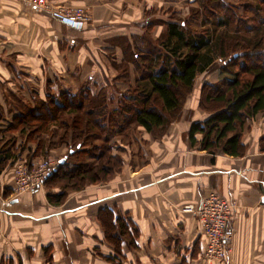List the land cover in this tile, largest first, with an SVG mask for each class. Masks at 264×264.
Here are the masks:
<instances>
[{
  "label": "crops",
  "instance_id": "0c3cea01",
  "mask_svg": "<svg viewBox=\"0 0 264 264\" xmlns=\"http://www.w3.org/2000/svg\"><path fill=\"white\" fill-rule=\"evenodd\" d=\"M50 1L47 9L31 0H0V86L25 84L31 73L40 72L41 77L45 60L53 64L48 66L53 75L61 63L76 61L77 68L96 67L100 71L92 74L106 82L112 68L109 55L117 45L123 48L118 46L117 55L131 50L135 57L129 58L130 64L137 70V51L150 48L144 22L168 21L167 37L174 24L161 15L170 12L176 0ZM61 6L85 8L93 17L91 24L62 18L55 12ZM162 30L158 28L156 36ZM145 77L131 82L143 86ZM206 117L198 106L185 108L158 141L141 128L148 147L141 166L133 167L124 157L113 178L69 192L59 206L49 203L51 193L45 187L14 194V172L7 168L0 173V264H264L263 115L243 131L239 156L211 153L200 142L191 143L192 123ZM197 138L201 140L200 135ZM210 193L234 205L228 226L232 249L223 263L203 259L207 244L203 224L182 212L185 205ZM117 218L132 223H126L130 234L111 235L121 240L120 251L106 233L118 225Z\"/></svg>",
  "mask_w": 264,
  "mask_h": 264
},
{
  "label": "trees",
  "instance_id": "16d2710c",
  "mask_svg": "<svg viewBox=\"0 0 264 264\" xmlns=\"http://www.w3.org/2000/svg\"><path fill=\"white\" fill-rule=\"evenodd\" d=\"M207 1L217 3L218 0ZM262 11L260 9L259 14ZM228 21L219 18L217 26L222 28L221 33L214 30L204 36L194 34L185 26V22H182L184 26L169 25L164 46L169 48L170 55L162 57L141 54V61L148 69L145 77L148 80L143 86L135 87L136 100L128 101L125 97L129 94L122 95L129 103L119 113L115 110L114 115L106 117L100 114L102 104L90 98L83 99L84 95L78 94H48L45 100L33 99L37 102L34 107L22 109L21 115L6 127L8 131L15 126L14 129L22 136L26 133L29 136L35 135L36 144L40 148L41 142H45L43 134H50L52 128H58L59 142L69 149L65 158L50 169V176L44 181L46 186L49 183L59 185L57 182H63L64 185V191L62 188L59 193L48 194L50 204H62L67 197L65 189L80 191L87 185L105 183L122 168L123 161L105 137L104 127L97 121V115L106 118L110 127L108 134L114 133L115 125L123 127L122 119L134 122L148 133L165 130L181 116L183 103L194 88L197 77L207 72L217 60L223 63L221 70H225L231 78H226L225 84L212 85L213 92L206 91L207 95L200 101V108L206 112L207 117L192 123L189 138L193 145L200 142L202 148L211 153L230 156L242 154L243 131L249 123L255 121L258 114L264 118V19L255 26H247L243 31L233 30V33L226 32L225 28L230 24ZM34 96L37 97L36 94ZM153 100L159 105L156 104L157 108L149 107ZM216 103L221 105L219 109L204 106ZM126 108L127 111H124ZM198 135L201 136L200 141ZM100 139L103 144H98ZM10 145L13 146L14 142L9 140L4 146L1 145V173L7 168L11 169V163L17 157V152L13 153ZM24 146L27 147L25 143ZM50 147L53 148V145L45 142L42 148L47 151ZM26 151L28 157L32 158L35 154L31 144ZM91 157H95L94 161H89ZM126 223L132 226L130 219L123 221V218H117V224L125 227L121 231L122 236L130 234ZM133 232L135 235L136 229ZM106 233L110 241L113 238L115 244L120 246L121 240L111 236L114 230L110 231L109 228Z\"/></svg>",
  "mask_w": 264,
  "mask_h": 264
},
{
  "label": "rangeland",
  "instance_id": "374dc122",
  "mask_svg": "<svg viewBox=\"0 0 264 264\" xmlns=\"http://www.w3.org/2000/svg\"><path fill=\"white\" fill-rule=\"evenodd\" d=\"M184 2L185 0H176V6L171 5L169 9L170 12H167L166 15H161V18L173 21L174 24H177L179 26H184L182 22H185V26L190 28L194 34H202L203 36L206 34L208 35V33H211L214 30H216V33H221L222 28H219L217 26V21L219 20V18L221 19V17L229 20L228 22L230 24H228V27L225 28L227 30L226 32H232L233 30L236 32L243 31L247 29V26H255L258 21L261 22V20L264 19V12L262 11L263 13L259 14L260 9L264 10V0H218L216 1L217 3H209L207 0H202L201 2L200 0H188L187 5H184ZM206 5H208L207 9L205 8ZM67 8L70 7H55V10L56 12H60L61 9ZM83 12L84 14L88 15V20L82 21V24H91L93 17H91L90 13L85 8H83ZM167 24L168 21L161 22L156 18H151L150 20L144 22V25H146L144 39L147 41L146 47L150 48L146 49V51L142 50L141 53L137 51V59L140 63V68L137 70L136 68L134 69V65L132 66L130 64L131 60L129 58L135 57L134 54H132L131 50H129V52L125 50L123 51V55H117L116 51L118 49V46L123 49L121 45H117L115 47L114 54L109 55L110 65H112V68L110 73L108 74V79L106 82L102 81V77L94 75L100 71L97 70L94 65V69H92V66L89 64H87L84 68H77L76 61H69V64L63 62L61 63V67L55 70V72L57 73L53 75L52 72L50 73L48 69V66L50 65L52 68L53 64L45 60L41 77L39 76L40 72L36 74L31 73L29 74V78H31L32 80H28L29 78L26 79L25 84L21 83L18 85L0 86V141L4 142H0L3 143L1 145L4 146L5 142L9 140L11 142H14L13 146L10 145V149H12L13 153L17 152V157H20V160L23 161L24 165H27L30 169H40L44 174H47L51 168L53 169L60 160H63L65 158V154L69 151V149L66 148L64 144H61V142H59V129L56 128L53 130L52 128V132H50V134H43L42 139L46 143H50L51 145H53V148L50 147L48 150L46 149L47 151H43L42 147L44 146L45 142H41V147L39 148L36 144L37 141L35 140V135L29 136V134L26 133L22 136L20 133H17L16 129H14L15 126L13 127V130L8 131L6 128L8 127V124L13 123V119L21 115V111L23 108L34 107L37 102H35V100L33 99L45 100L48 94H78L77 96L84 95L83 99H85V97L90 98L102 104L103 110L100 112V114H104L106 115V117H108L110 115H114L115 110L119 113L120 109L127 107L129 103L128 101L136 100L137 96H135V87L137 86L136 84H133V80L135 81L134 77H142L143 75L148 74V69H146L145 63L141 61V54L146 53L162 57L170 55V52H167L166 47L163 46L164 41L167 38ZM158 28H163L161 32L162 34L160 33V36H156ZM156 37H158V39ZM120 43L123 45H127L126 41L124 40H121ZM91 55L95 58V55ZM113 56L116 58L115 63L111 61ZM121 56L124 59L120 62ZM222 66L223 63L217 60V62H214L212 66L207 70V72L197 77L194 88L190 91V94L187 96L186 101H184L183 103V109L190 108L191 106L193 107V109H196L197 106L200 108V101L207 95L206 91H209L208 93L214 91L212 85L225 84V79L231 78L230 74H228L225 70H221ZM106 69L108 70L107 66ZM16 76H18V73L16 74ZM221 79L223 80V82L221 81ZM20 81L23 80L20 79ZM52 84L54 87L51 88ZM34 94H36L37 97L34 96ZM123 94H129V96L125 97L128 101H125L123 99ZM156 104L153 100V102L150 103L149 107L153 106L157 108ZM204 106L206 108L208 106L209 109L211 108L215 110V108L219 109L221 105L219 103H216L212 105L204 104ZM124 111H127V108ZM115 116L119 117L120 115ZM96 118H98L97 121L100 122L101 125H103L105 131L104 135L109 141V144L113 146L114 150H116L115 153L119 155L121 159L124 157L129 158V164H131L135 168L137 166H141L145 162L147 157L146 149L148 147L147 145L146 147H144L145 143L143 140V134L145 132H143V130H141L138 125H136L132 121H126L122 119L121 125L123 127L121 128L118 125H115L114 133L108 134L110 132V127L109 124H107L106 118H102L100 115H97ZM179 119L180 117L177 120L172 121L170 125L173 122L178 121ZM168 129L169 126H167L165 130H157L153 133H150V139L153 141L161 140L163 136L166 135ZM101 141L102 140L100 139L98 144H103V142ZM24 143L27 146L31 144L33 150L35 151V154L32 156V158L28 157V151H26L27 147L24 146ZM6 144L8 145L9 143ZM1 145L0 150L2 149ZM36 147L38 148V150ZM21 148H23L22 151H25V153H18ZM57 149H61V151H57ZM51 152H53V154H50ZM50 158L54 159V161H52V165H50ZM94 159L95 157H91L89 158V161H94ZM123 165L124 163H122V166ZM119 171L120 170H118V172ZM49 176L50 173L48 174L47 178ZM58 183L59 185L49 183L47 184V186L43 184L42 187H45L44 189L49 193L56 194L61 192L62 188L64 191L63 182H57V184ZM42 187L37 186L27 192L14 194L20 196L25 193H32L33 191L38 190ZM65 191H67V196L69 194V191L76 192L75 190L69 189H65ZM66 199L67 197L65 198L64 202L66 201ZM127 220L129 219L127 218ZM124 228L122 225L120 227V224H118L114 227V232L118 233V235L121 237V231ZM110 231H113V229H110ZM111 241L119 251L120 246L115 244L116 241L113 238ZM131 246L133 245L131 244Z\"/></svg>",
  "mask_w": 264,
  "mask_h": 264
},
{
  "label": "built area",
  "instance_id": "2783aa9c",
  "mask_svg": "<svg viewBox=\"0 0 264 264\" xmlns=\"http://www.w3.org/2000/svg\"><path fill=\"white\" fill-rule=\"evenodd\" d=\"M31 3L37 7L47 9L52 7L50 0H31ZM56 13L72 23L80 24L82 21L88 20V15L84 14L83 8L80 7L61 9L60 12ZM49 161L52 165L54 159L50 158ZM11 164H13L11 169H13L15 175L14 193L16 194L27 192L37 186L42 187L50 173L49 171L44 174L40 169H30L27 165H24L20 157H16ZM233 209L234 205L217 193H210L195 204H188L182 208L183 213H189L197 217L203 224L204 235L207 240L204 260L223 263L228 259L233 240L228 233V226Z\"/></svg>",
  "mask_w": 264,
  "mask_h": 264
}]
</instances>
